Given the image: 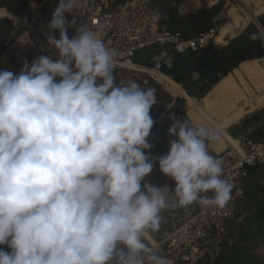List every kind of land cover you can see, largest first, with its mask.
Instances as JSON below:
<instances>
[{
	"label": "clouds",
	"instance_id": "clouds-1",
	"mask_svg": "<svg viewBox=\"0 0 264 264\" xmlns=\"http://www.w3.org/2000/svg\"><path fill=\"white\" fill-rule=\"evenodd\" d=\"M77 3L50 13L40 50L55 58L0 70V264H171L151 239L162 210L231 199L217 133L171 113L175 139L150 156L155 90L117 82L102 34L69 20ZM154 162L173 188L146 181Z\"/></svg>",
	"mask_w": 264,
	"mask_h": 264
},
{
	"label": "built area",
	"instance_id": "built-area-1",
	"mask_svg": "<svg viewBox=\"0 0 264 264\" xmlns=\"http://www.w3.org/2000/svg\"><path fill=\"white\" fill-rule=\"evenodd\" d=\"M14 1L3 0L4 4ZM38 8L35 0H27L19 15L0 7L5 11L3 15L0 14V19L8 20L11 32L0 46L2 70L19 72L23 61L31 62L35 57L51 51L47 47L44 51L40 50L41 45H46L45 26L50 19L42 18ZM192 8L190 3L183 1L177 11L186 14ZM69 16L82 19L83 24L102 34L106 46L116 53L115 75L122 69L136 67L145 69L148 77L153 78L148 71L154 69L162 73L160 69L168 53L166 50L154 53L149 63H139L136 56L141 50L157 45L177 53L199 52L209 42L214 44V36L218 32L217 25H214L205 32L184 36L180 31L161 27L160 15L151 6L150 0H78ZM147 83L145 78L140 87L146 89ZM233 141L214 154L221 162L223 178L233 185L231 199L222 207L194 203L191 212L172 230L158 238L151 236L158 254L167 257L171 264H198L206 257H214L220 250L224 236L239 221L238 205L243 194L244 179L248 175V168L264 165V143L256 141L249 134L242 139L234 137Z\"/></svg>",
	"mask_w": 264,
	"mask_h": 264
},
{
	"label": "bare ground",
	"instance_id": "bare-ground-1",
	"mask_svg": "<svg viewBox=\"0 0 264 264\" xmlns=\"http://www.w3.org/2000/svg\"><path fill=\"white\" fill-rule=\"evenodd\" d=\"M105 3L107 6V1ZM241 7L243 14L235 5L229 7L226 21L219 26L214 36V44L221 45L225 38L233 37L235 31L244 29L250 22L257 25L256 16L264 10V0H241ZM4 13L5 11L0 9V14ZM248 46L264 47V33L259 40L250 42ZM48 53L46 55L51 56V51ZM257 59H245L240 62L200 100L182 94L186 97L189 117L198 126H205L217 133L216 138L210 141L215 150H222L219 149L226 145L225 139L231 144L234 142V137L242 139L264 119V64H258V61H255ZM130 69L145 71L136 67ZM120 72L116 75L117 80ZM148 72L155 78L159 75L153 70ZM231 126L235 135L227 131Z\"/></svg>",
	"mask_w": 264,
	"mask_h": 264
},
{
	"label": "trees",
	"instance_id": "trees-1",
	"mask_svg": "<svg viewBox=\"0 0 264 264\" xmlns=\"http://www.w3.org/2000/svg\"><path fill=\"white\" fill-rule=\"evenodd\" d=\"M183 1L150 0L151 6L160 15L161 27H166L171 31H180L184 36H189L205 32L215 25V20L219 16L217 14L219 5L179 14L177 7ZM3 4V0H0V6ZM68 18L69 20L75 19L76 27L80 25L79 19L72 16ZM52 52L51 56L55 58V50L52 49ZM174 80L179 82L177 76H174ZM256 128L249 135L256 141L264 143V124ZM238 207L239 221L224 236L220 243V250L215 257L204 258L201 261L203 264H260L257 258L251 259V251L264 243V172L260 169V165L248 168ZM0 247L9 251L7 246Z\"/></svg>",
	"mask_w": 264,
	"mask_h": 264
},
{
	"label": "water",
	"instance_id": "water-1",
	"mask_svg": "<svg viewBox=\"0 0 264 264\" xmlns=\"http://www.w3.org/2000/svg\"><path fill=\"white\" fill-rule=\"evenodd\" d=\"M124 1L125 0H121V2ZM224 20L225 17L223 16L217 18L215 20V25H220ZM256 20L257 22L264 23V13L256 16ZM253 33H256V35L253 36ZM263 33L264 30L258 28L254 22H251L248 30L239 35L237 38V40H239L238 44L234 47L229 48L228 46L231 44L233 45L236 40H232L230 44L224 47H219L209 42L201 51L194 53H177L172 49L168 50L167 59L161 66V69H169L171 76L180 77V85L186 96L200 99L204 97L218 81L236 68L240 62L245 59L264 57V47L255 46L253 48H248L249 43L259 40ZM136 61L139 63H147V60L142 55H138ZM186 105V97L179 96L162 120L156 124L152 131V135L149 137V142L153 144V147L148 150L150 156L158 157L168 151L169 139H175V137H169L167 133V129L171 123L168 119V115L175 113L178 118L186 120L183 114V109ZM263 123L262 121L259 126ZM227 131L231 135H235L232 126L228 127ZM154 165L158 167V164L155 162Z\"/></svg>",
	"mask_w": 264,
	"mask_h": 264
},
{
	"label": "crops",
	"instance_id": "crops-1",
	"mask_svg": "<svg viewBox=\"0 0 264 264\" xmlns=\"http://www.w3.org/2000/svg\"><path fill=\"white\" fill-rule=\"evenodd\" d=\"M50 1H48V0H35V2L39 5L38 9H39V12L41 13L42 18L50 19V13H51V11L54 8H48L49 10H45V8L43 9V6H44V4L46 2H48V4L51 3V2H54V1H51V2ZM55 1L56 2L54 3V5L56 7L57 6V0H55ZM26 3H27V0H16V1L11 2L9 4H3L0 7H6V11L10 12L11 14L19 15V14H21V11H23L22 5H25ZM76 19H79V18H76ZM79 20H80V25L83 24V20L82 19H79ZM7 24H8V20L6 18L0 19V25H3V26L6 25V27H7ZM71 30H73V29L70 28L68 33H70ZM232 35H230V36H232ZM0 39H1V34H0ZM51 53L53 54L52 49H51ZM154 53L159 54L157 52V50L153 49V54ZM138 55H142L143 56L142 52L141 53L139 52ZM1 64L2 63L0 61V66H1ZM0 70H2V68H0ZM125 70H133V69H125ZM152 70L159 74L156 78L152 74L151 75L157 82H159L161 84V86L164 89H166L168 91L167 94H168V97H169V99L167 100L166 105L163 104V108L154 117L155 123H154L153 128H152V131H153V129L156 126V124L159 123L162 120V118L165 116V114L169 111L170 107L174 104L175 100L179 96H182V94H184L185 92H184L182 86L180 85V81H181L180 77L177 76L179 78V82H176L174 80V76L170 75V70L169 69H167V70L160 69V70L163 71V72L161 71L163 74L160 73V72H157L154 69H152ZM133 71H135L136 75L135 76H128V77L126 76L125 79L126 80H132V81H135L136 83H139V77H144L143 73H142L143 71H138V70H133ZM164 72H166V73H164ZM119 75H121V74H119ZM120 79H122V76L120 77ZM197 100H200V99H197ZM187 106L188 105H186L184 107V110H183V114L185 116V119L190 123V125L198 126L194 122V120H192L189 117V115L187 113ZM201 118L203 119L202 116H201ZM210 141L211 140H209L207 142V148H208L209 153L214 156V154L216 152H218V150H215L214 146L210 143ZM225 141H226V145L222 146L219 150L225 148L228 145V141L226 139H225ZM145 179H146L147 182H149V183H151L153 185H156V186H161V185H164V184H168L170 186V189L174 187V181H172L170 178L166 177L163 173H161L159 171V168L156 165H153L152 172ZM142 184H143V181H142ZM192 208H193V204L189 205L187 207L167 208V209L162 210V212H161L162 219H161L160 227H159V229L157 231L151 233V236L155 237V238H158L164 232L172 230L173 227H175L179 222H181L186 217V215L188 213L191 212Z\"/></svg>",
	"mask_w": 264,
	"mask_h": 264
},
{
	"label": "rangeland",
	"instance_id": "rangeland-1",
	"mask_svg": "<svg viewBox=\"0 0 264 264\" xmlns=\"http://www.w3.org/2000/svg\"><path fill=\"white\" fill-rule=\"evenodd\" d=\"M48 1H50V0H48ZM51 1H54V2H51ZM51 1H50L51 3H49V4H48V2H46L44 4V6H43V9L45 8V10H49L48 8H55L54 3L56 1L55 0H51ZM184 1H186V2L191 4V6L193 7L191 9V11L195 10V9H200V8L209 9L212 6L219 5L220 7H219L218 13H217L219 15L218 18H220L222 16L225 17V20L222 21L221 24L226 21V19H227V16H226L227 15V11H228V9H229V7L231 5H235L236 7L240 8L241 9L240 13L243 14L242 13V7H241V0H184ZM262 12H261V14H262ZM221 24L217 25L218 29L220 28L219 26H221ZM250 24H251V22L248 23V25H246L244 27V29H242V30L239 29V30L235 31L234 32V34H235L234 37L236 35H237V37L235 39H233V40L237 41V38L239 37V35L241 33H243V32H246L248 30ZM74 31L75 30L73 29V30L70 31V33H68L69 37H71L74 34ZM238 31H240V32L238 33ZM10 33L11 32H9L8 24H7V27H6V25H4V26L0 25V34H1L0 46L2 45L3 41L6 40L9 37ZM56 35L58 36L57 32H56ZM227 38H228V36H227ZM230 42H232V41H229L228 44H230ZM231 45H229L228 47H230ZM153 49L157 50V52L160 53V52H163L165 50L167 51L169 48H167V47H158L157 45H154L152 48H148V49L146 48V49L141 50L140 53L142 52L143 57L147 60L148 63L151 61V59L153 57ZM255 61H258V64H260V65L264 64V58H258V60H255ZM160 71H162V70H160ZM142 73H143L144 77H139V83L138 84L141 85L143 80L146 78L147 81H148V83L146 85V89H154L155 90L157 103H156V105L153 106V108L151 110V115H152V117L154 119L156 114H158V112L163 108V104L166 105L167 100L169 99L168 94H167L168 91L166 89H164L161 86V84L159 82H157L154 78H149L148 75L145 73V71L142 72ZM164 73H166V72H164ZM120 74L121 75L118 76V80H117L118 83L119 82L127 83L129 80L125 79L126 76L128 77V76H135L136 75L135 71H133V70H125V69H123ZM121 76H122V79H120ZM260 169L264 172V165H260ZM214 257L209 256L210 259H212ZM253 258H257L260 264L264 263V243L259 244L256 248H254L251 251V259H253ZM204 261H206V260H204ZM201 264H203V262H201Z\"/></svg>",
	"mask_w": 264,
	"mask_h": 264
},
{
	"label": "flooded vegetation",
	"instance_id": "flooded-vegetation-1",
	"mask_svg": "<svg viewBox=\"0 0 264 264\" xmlns=\"http://www.w3.org/2000/svg\"><path fill=\"white\" fill-rule=\"evenodd\" d=\"M237 37V35L235 36V37H229V39H224V41L222 42V44L221 45H217V46H219V47H224V46H227L228 45V43H229V41H232L233 39H235ZM226 40V41H225ZM238 41L239 40H237L233 45H231L229 48H231V47H234V46H236L237 44H238ZM245 45V44H244ZM262 46H263V43H262ZM228 48V49H229ZM248 48H253L252 46H250V47H248ZM254 59H256V58H254ZM258 60V59H257Z\"/></svg>",
	"mask_w": 264,
	"mask_h": 264
}]
</instances>
